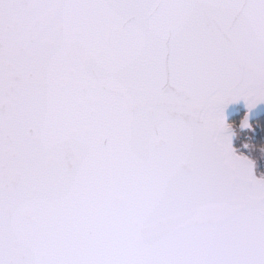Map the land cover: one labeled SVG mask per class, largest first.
I'll use <instances>...</instances> for the list:
<instances>
[{"label": "snow or ice", "instance_id": "snow-or-ice-1", "mask_svg": "<svg viewBox=\"0 0 264 264\" xmlns=\"http://www.w3.org/2000/svg\"><path fill=\"white\" fill-rule=\"evenodd\" d=\"M241 99L264 0H0V264H264Z\"/></svg>", "mask_w": 264, "mask_h": 264}, {"label": "rangeland", "instance_id": "rangeland-1", "mask_svg": "<svg viewBox=\"0 0 264 264\" xmlns=\"http://www.w3.org/2000/svg\"><path fill=\"white\" fill-rule=\"evenodd\" d=\"M238 113H240V110L236 112V116ZM242 121H244V117H240L238 124L229 123L235 133L233 144L236 155L244 156L252 161L256 178H264V175L259 172L264 166V145L257 147L259 144H256L259 130L253 122H246L247 126H242Z\"/></svg>", "mask_w": 264, "mask_h": 264}, {"label": "water", "instance_id": "water-1", "mask_svg": "<svg viewBox=\"0 0 264 264\" xmlns=\"http://www.w3.org/2000/svg\"><path fill=\"white\" fill-rule=\"evenodd\" d=\"M238 110H241L245 115H244V121L246 118V122H253L262 116H264V102L257 103L254 107L248 108L245 101L243 99L237 100L233 103L228 104L225 109H224V119L225 123L229 125L230 121L232 118L236 116V112ZM234 130L231 127V134L229 136V143L230 147L234 150V154L236 155L235 149H234ZM253 176L256 178L255 175V170L253 167ZM257 179V178H256Z\"/></svg>", "mask_w": 264, "mask_h": 264}, {"label": "trees", "instance_id": "trees-1", "mask_svg": "<svg viewBox=\"0 0 264 264\" xmlns=\"http://www.w3.org/2000/svg\"><path fill=\"white\" fill-rule=\"evenodd\" d=\"M241 116L242 115H240L239 117H235L231 121L230 124H234V123L238 124ZM254 124L258 128V130H259V135L257 137L256 144H259V145H257V147H261V146L264 145V118L258 119ZM259 172L264 175V166H263V168Z\"/></svg>", "mask_w": 264, "mask_h": 264}, {"label": "flooded vegetation", "instance_id": "flooded-vegetation-1", "mask_svg": "<svg viewBox=\"0 0 264 264\" xmlns=\"http://www.w3.org/2000/svg\"><path fill=\"white\" fill-rule=\"evenodd\" d=\"M240 115H242L241 117L243 118L245 114L240 110V113H238V115L236 117H239ZM261 118H264V116H262ZM257 120L253 121V123H255Z\"/></svg>", "mask_w": 264, "mask_h": 264}]
</instances>
